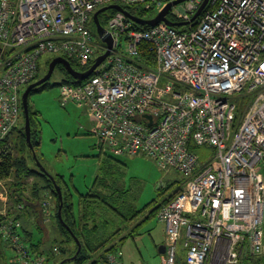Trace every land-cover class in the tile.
I'll return each mask as SVG.
<instances>
[{"label":"built area","instance_id":"built-area-1","mask_svg":"<svg viewBox=\"0 0 264 264\" xmlns=\"http://www.w3.org/2000/svg\"><path fill=\"white\" fill-rule=\"evenodd\" d=\"M202 1L173 8L176 22H190ZM140 4L158 14L167 3L0 0V161L21 118L20 89L36 80L40 58L63 57L88 71L96 49L107 51L90 30L94 14ZM184 27L136 30L116 11L105 28L109 57L81 85H62L61 103L88 113L101 153L145 155L186 178L156 216L165 227L161 264H264V0H210ZM145 52L153 55V68ZM43 208L47 223L49 199ZM22 228L18 219L0 221L16 261L50 264ZM122 258L118 248L100 264H122Z\"/></svg>","mask_w":264,"mask_h":264},{"label":"rangeland","instance_id":"rangeland-1","mask_svg":"<svg viewBox=\"0 0 264 264\" xmlns=\"http://www.w3.org/2000/svg\"><path fill=\"white\" fill-rule=\"evenodd\" d=\"M151 1L158 3V6L163 4L161 0ZM139 6L144 8L142 4ZM156 16L157 12L154 11L147 17V20L154 19ZM101 23L105 29L107 24L103 17ZM90 30L95 35L94 39L98 41L100 38L96 27L91 25ZM103 54L104 51L97 48L95 59ZM55 58H57L55 55L49 54L40 58L38 79L47 74L49 65ZM66 79L67 76L57 68L52 78L46 84L36 88L29 97V109L34 119L32 127L33 142L35 145L38 144L35 148L38 162L53 178H61L60 188L64 193L72 194L74 200H78L80 194H85L88 190H90L89 193L93 191L92 196L97 198L85 204L86 211L83 212L85 220L88 217H96L102 226L105 221L121 222L125 219V216L127 218L135 216L134 213L139 212L140 209L142 213L138 215L139 217L148 216L153 209L152 212L157 215L169 199L165 202L161 201L174 192L169 197L171 201L177 193L176 190L184 184L186 178L175 170L162 171L152 158L145 155L123 157L103 155L101 148L98 146L97 138L89 133L91 120L88 113L77 107L73 102H69L65 106L61 103L60 88L64 85ZM29 85H24L20 89L21 118L11 134L10 152L13 158L20 155L25 157L30 169L43 174L36 160L32 159L25 150L24 144L27 145L26 136L25 139L22 136V134L25 135L22 96ZM165 85L166 83L162 82L160 86L164 87ZM243 111L244 106L241 105L238 110L239 117ZM2 145L3 143L0 144V147ZM206 152V150L202 151V153ZM16 181L12 176L11 182L8 183L15 186ZM23 185L27 186L31 192L33 187H38L41 191L40 198L52 197L49 194H53L52 189L47 187L46 181L41 176L34 175L31 179L23 180ZM96 185L98 187H95ZM101 187H105V189H101ZM115 188L121 189V192L117 191L114 194ZM53 191L55 192L54 186ZM46 193L48 195H45ZM39 203L38 210L41 212L43 209L41 205L43 204L42 201H39ZM50 203L54 210L58 206L57 196L54 195ZM114 208L119 212H115ZM151 218L150 225L154 227V232H160L163 225L159 224L157 218ZM56 222V219H53L44 223L41 218L38 225L41 227L40 230L43 229L46 233H49L48 227L52 223L56 225ZM125 233L122 235H125ZM48 235L44 238L48 242L44 249L46 253L50 252L55 246L61 248L62 251L67 250L68 243L65 236L55 231L50 236ZM144 235L145 239L148 238V233H144ZM118 237L113 240L117 241ZM54 239H56V242H53ZM92 239L96 240L97 238L93 237ZM16 256V252L0 237V264H19L16 261ZM61 259H63V256L57 257L56 264H59Z\"/></svg>","mask_w":264,"mask_h":264},{"label":"trees","instance_id":"trees-1","mask_svg":"<svg viewBox=\"0 0 264 264\" xmlns=\"http://www.w3.org/2000/svg\"><path fill=\"white\" fill-rule=\"evenodd\" d=\"M163 4L169 3L171 1L174 0H161ZM126 11H128L131 15L141 18V19H148L147 17L153 13L154 11H147L145 10V8L139 6V5H133V6H122ZM116 14V11L112 10L111 13L105 18V23L107 24L108 20L113 17ZM169 19L173 22H176L175 17L172 15V13L169 14ZM198 21L196 23L193 24V26H197ZM134 28L136 30H148L151 27H143V26H139L134 24ZM147 45H143L144 48H146ZM143 57H147V65L149 66L148 68H153L155 65V59L153 57V55H149L147 54V52H145V54H143ZM73 68L76 71H86V69H83L75 64L72 63ZM58 69L63 72L66 76L67 79L64 80V84H68L74 87H77L79 85L82 84L81 81H76L74 80L64 69L63 66L59 65ZM39 78V75L37 76L36 80ZM35 90H33L31 92V94L34 92ZM30 94V95H31ZM30 111V109H29ZM25 120V119H24ZM30 121H31V128L33 127L34 124V119L30 113ZM15 130V129H14ZM13 132V131H12ZM11 132V134H12ZM11 134L8 136L6 142H10L11 143ZM23 139H25V135L22 134ZM24 143V142H23ZM32 144L34 147V151L36 146H38V144L35 145V143L33 142V130H32ZM25 150L30 154L31 158L33 159V152L27 147V145L25 146ZM198 152V151H197ZM199 153V152H198ZM103 155H108L111 156L108 153H102ZM115 157V156H114ZM34 175L37 176H41L47 183V187L52 189V193H49L50 196L54 195L57 196L56 192L53 191V183L52 181L44 174L38 173L37 171H34L32 169H30L28 167L27 164V160L25 157L23 156H18L17 158H13L12 153L9 151V153L4 154L1 156V161H0V181H6L8 179H11L12 176H14V178L17 180V184L15 186L17 187H22L23 186V180H28L33 178ZM56 181V184L59 186L60 184V177L58 178H54ZM185 183V181H184ZM95 187H98V185H96ZM182 186H180L176 191L177 193L172 197V199L181 192L182 190ZM101 189H105V187H101ZM62 190V189H61ZM117 191L121 192V189L119 188H115L114 189V194L117 193ZM93 191H91L88 195H86V197L84 199L83 202V212L86 211V207L85 204L89 203L90 200L94 201L97 197L92 196ZM33 197L36 201H32L30 205L27 204H23V203H19V202H24L23 198H20L18 200H16V205L15 207H18L19 205H24V208L22 211H26L29 206L31 207V209H33L34 211H39V201H42V204L45 202V199L42 200V198H40V194L41 191L39 190L38 187H33ZM63 194V209H62V217L64 220L65 225L69 228L67 229L64 225H62L59 221L58 218V207H59V202H58V206L54 208V210L52 209V205H51V209L53 211V216L50 218V221H52L53 219H56V229L57 232L60 233V235L65 236L67 238V243H68V247L67 250L62 251L61 248L59 247H53L50 252L46 253L45 250H42L41 245H43L44 243H46L45 240H41L38 243H35L33 240L29 239L28 237H25L24 239L30 244L31 248L33 251H36L38 253H42V254H46L49 258V263L50 264H56V259L59 256H63V259H61L60 263L66 259H71L69 262L65 263H74V264H100V262L106 257L107 254L112 253L114 251H116L118 248H120V244L122 243V241H124V239L126 237H128L129 233H125L128 228H129V224L130 222L135 219L141 211L134 213L135 216H131L129 218H127L125 216V219H123L121 222H109V221H105V223L102 224V226L100 225V221L97 220L96 217H88L87 220L84 219V216L82 214V222L81 221L77 222L76 219L74 218V216L72 215V210H73V203L71 200V195L70 194H66L62 191ZM45 195H48V193H46ZM101 196V195H100ZM58 198V197H57ZM82 198V199H83ZM38 200V201H37ZM170 202V200L166 203L168 204ZM165 204V205H166ZM41 208H43V205H41ZM56 208H57V213H56ZM161 208V207H160ZM159 208V209H160ZM158 209V210H159ZM115 212H119L114 208ZM42 213V217L44 216V208L41 210ZM19 220V218H16ZM44 219V217H43ZM37 227L40 229L41 227L37 224ZM43 228V227H42ZM24 228H22L23 230ZM95 229H98L96 232L93 233V231ZM43 231V229H41ZM25 231V229H24ZM44 232V231H43ZM125 235H122L124 234ZM132 233V232H131ZM121 235V236H120ZM120 236V237H118ZM97 238L96 240H93L92 238ZM118 237L115 241L113 240L114 238ZM77 240L79 241V243L81 244V250L78 253L79 250V246L77 243ZM53 242H56V239L53 240ZM57 249V250H56ZM74 256H76L75 259H72ZM59 263V264H60ZM255 264H260L258 261Z\"/></svg>","mask_w":264,"mask_h":264},{"label":"crops","instance_id":"crops-1","mask_svg":"<svg viewBox=\"0 0 264 264\" xmlns=\"http://www.w3.org/2000/svg\"><path fill=\"white\" fill-rule=\"evenodd\" d=\"M108 154L114 156L111 153ZM8 182H11V179H8L6 181H0V221L3 220L5 217L13 219L19 218V220L23 224V228L25 229V231L24 229L21 231L23 237H28L35 243L44 240L47 234H49L48 236H50L52 232H57L56 226L53 223L50 227H48L49 233H46L44 230L43 232L37 227V224L41 218L43 222V217L40 210L34 211L29 206L26 211H21L18 210L17 207H15V205L17 204L16 200H18L19 197L24 199V202H19L23 203L24 205H30L32 204V201L34 202L36 200L33 197V191L31 192L27 188V186L23 185L20 188L14 185H10ZM89 191L90 190H88L85 194H80V198L78 200H74V198L72 197L73 195L70 194L73 203L72 215L74 216L77 222L81 221L82 224L83 220L81 218L83 214V202L85 199L83 197H86ZM173 193L174 192L167 195L161 202H165L168 199L170 200L169 197ZM51 198L43 197L42 200L49 199L50 201ZM140 211L141 214L142 210L140 209ZM152 211L149 213L148 216H142L143 218L137 216L130 222L129 228L127 230V232L129 231V236L126 237L124 241H122V243L120 244V248L123 252L122 264H161V258L165 254V227L162 224L163 229H160V232H154V227L150 225V220L152 219L151 217L156 218L157 215H155V213ZM97 230L98 229H95L93 233ZM144 233H148V238L145 239ZM46 243L41 245L42 250L45 249Z\"/></svg>","mask_w":264,"mask_h":264},{"label":"water","instance_id":"water-1","mask_svg":"<svg viewBox=\"0 0 264 264\" xmlns=\"http://www.w3.org/2000/svg\"><path fill=\"white\" fill-rule=\"evenodd\" d=\"M187 1L188 0H174V1L167 3L165 5V7L163 8V10L160 11L157 14V16L151 20L141 19V18L135 17V16L131 15L128 11H126L120 5H111V6L104 7L102 9L98 10L94 14L93 20H94V24H95L96 31H97L99 38L104 43H106V45H107L106 53L99 56L96 59V61L94 62V64L91 66V68L86 72L76 71L73 68L72 64L68 60H66L63 57H57L50 63L47 74L43 78H41L40 80L30 84L28 86V88L25 90V92L22 96V108H23L24 119H25L26 143H27L28 148L33 152V158L38 163V167H39L40 171L52 181L53 186L55 187V192L57 194L58 202H59L58 218H59L60 223L62 225H64L67 229H69V228L65 225L63 217H62V209H63V205H64L63 204L62 190H61L60 186H58L56 184L55 179L51 175H49L46 172V170L44 169V167L40 164V162H38V159H37V156L35 154L34 147L32 144V128H31L30 111H29V97H30L31 92L33 90H35L36 88L46 84L52 78L53 73H54V71L58 65L63 66L64 69L66 70V72L76 81L83 82V81L87 80L90 76H92L94 71L109 57L111 50H112V39L110 37L106 36V33H105L106 31L102 27L100 20H99V15L102 14L103 12H106L109 10H114V11L120 12V13L124 14L134 24L139 25V26H143V27H154L160 23H166L171 27L180 28V27L188 26L189 24L195 22L201 16V14L203 13V11L206 9L207 5L210 2V0H203L199 9L197 10V12L195 13V15L193 16V18L191 19L190 22L177 23V22L171 21L169 19V14L171 13L172 9L184 4ZM77 243L79 246V250H78V253H79L81 250V244L79 243L78 240H77ZM75 258H76V256H74L72 259H75ZM70 260L71 259H66V260L62 261L60 264H65V263L69 262Z\"/></svg>","mask_w":264,"mask_h":264},{"label":"flooded vegetation","instance_id":"flooded-vegetation-1","mask_svg":"<svg viewBox=\"0 0 264 264\" xmlns=\"http://www.w3.org/2000/svg\"><path fill=\"white\" fill-rule=\"evenodd\" d=\"M111 11H112V10H109V11L103 12L102 14L99 15L100 23H101V19H102V17H103V19L105 20L106 16H108V15L111 13ZM102 22H103V21H102ZM101 25H102V23H101ZM58 66H59V65H58ZM58 66L56 67V69L58 68ZM38 80H40V79H37V80H35L34 82H36V81H38ZM34 82H33V83H34Z\"/></svg>","mask_w":264,"mask_h":264}]
</instances>
